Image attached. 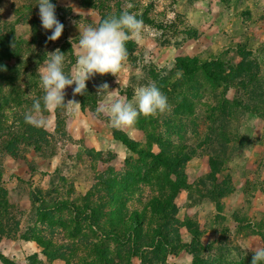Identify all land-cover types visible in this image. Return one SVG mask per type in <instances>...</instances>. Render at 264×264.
<instances>
[{
	"label": "rangeland",
	"instance_id": "obj_1",
	"mask_svg": "<svg viewBox=\"0 0 264 264\" xmlns=\"http://www.w3.org/2000/svg\"><path fill=\"white\" fill-rule=\"evenodd\" d=\"M50 2L55 5L56 18L64 25L56 41L47 39L52 30L42 28L38 0H0V44H9L0 48L17 50L10 54L11 63L15 57L26 60L36 52L44 55L36 75H40L47 53L57 48L65 53V72L71 75L80 31L89 25L97 26L108 16H119L128 3L133 5L129 11L144 22L145 38L142 43L134 39L127 42L128 61L117 76L95 74L86 81V93L93 103L86 95L73 96V84L65 89V103L75 100L79 107L58 108L57 124L55 116L45 113L50 125L32 126V137L26 127L16 122L13 111L21 110V102L0 110V252L11 259V264H104L101 251L115 264L121 263L128 248L111 238L112 233L120 234L135 209L141 212L158 189H166L167 178L174 181L175 176L155 167L157 162L152 156L127 150L118 140L120 136L172 162L182 160L183 185L189 183L193 188L189 201L188 193L181 189L171 204L174 219L169 238L173 246L166 254L168 263L192 264L198 241L208 246L201 256L212 257V262L218 250L223 249L224 264H242L247 252L264 248L263 240L248 226L264 221V116L244 109H237L229 118L223 115L226 121L219 131L225 133L226 145L223 154L213 156L216 169L210 166L205 151L212 147L209 137L218 133V123L208 118L213 105L226 97L231 103L225 105L230 109L237 101H252L249 94H264V0ZM193 57L207 65L211 60L222 61L223 65L217 64L212 70L215 74L220 73L221 66L229 73L233 63L247 62L249 73L256 77L252 76L249 89L230 88L223 94L219 87L212 89L203 74L195 79L177 76L176 61ZM151 65L175 85L165 95L171 112L154 117V124L136 122L131 127H113L109 114H98L97 110L119 98L134 101L137 88L155 82ZM28 75L29 71H22L16 76L20 90ZM233 75H241L235 79L239 83L246 74ZM105 83L109 92L114 90L113 95L107 91L97 93ZM252 102L264 107V98ZM215 113L221 117L220 110ZM10 140L14 141L11 145ZM216 158L218 163H214ZM199 176H206L202 178L206 185L215 189L216 183H223L227 193L220 197L218 207L201 196L207 188ZM37 185L50 193L49 206L67 201L83 217L100 205L95 224L89 226L91 219L75 225L73 211L66 209L39 216L29 198L32 187ZM124 185L129 186L128 190ZM150 207L148 204V211ZM118 222L121 224L117 228L111 226ZM33 237L39 239V245ZM149 243L147 240L144 245ZM51 247L56 249V255L49 260L42 251L52 257ZM34 253L37 257H32ZM138 255L134 250L131 264H141ZM0 264L4 262L0 260Z\"/></svg>",
	"mask_w": 264,
	"mask_h": 264
},
{
	"label": "trees",
	"instance_id": "obj_2",
	"mask_svg": "<svg viewBox=\"0 0 264 264\" xmlns=\"http://www.w3.org/2000/svg\"><path fill=\"white\" fill-rule=\"evenodd\" d=\"M3 41L5 37L1 38ZM8 45L6 42H2L0 45ZM6 50L7 46L1 47ZM0 48V110L2 108L8 107L11 108V105H16V103L21 102L20 104H23L21 106L20 111H13L14 115L17 116L16 122L18 124L22 125L23 127H26V130L29 132V136L32 137L33 133L32 131L34 128H32V125H29L24 120V114L31 110L33 99L34 98H40L43 96V90L41 88V82H40V75H36L37 68L40 66L41 61H43L44 55H40L39 52H36L34 56L22 60L19 57H15V60L13 63L10 62L11 57L10 54L13 55L17 53V50L13 47H11L10 51H2ZM40 56L39 58H36V56ZM34 57V58H33ZM178 67L176 68L177 71L182 72L181 78L185 79H195L198 75H204L205 80L209 82V85L213 89L214 87H219L222 89V93L226 94V92L230 88H234L236 90L242 89L247 90L250 88L251 81L253 80V77H256L254 74H250V65L247 62L240 61L238 63H233L232 68L229 73L226 72V69H222V66L220 68V73L215 74L212 70H214V67H217V64L223 65L222 61H216L211 60L209 64L201 63L196 57L190 58V59H178L176 61ZM151 68L153 69L151 71L153 78L156 82L157 87L160 89V91L164 95H169L171 93L170 89L171 87H175L173 83L170 82V80H167L164 76L160 75L161 72L159 69H157L156 66L151 65ZM22 71H29V75L27 80L24 82L25 87L21 88L20 90V81L16 78V76L22 72ZM233 74H246L244 75V78L238 83L235 79H239L240 76H235ZM15 76V77H14ZM253 76V77H252ZM6 88V91L4 89ZM3 92V93H1ZM21 92V93H20ZM20 93V94H19ZM28 93V94H27ZM86 97L90 102H92V97L87 95L85 93ZM250 99L252 101L258 100L261 101L264 98V94L262 93H252L249 94ZM188 98V97H187ZM250 101L249 103H242V101H237L236 103H232L231 108L229 109L225 103H231L227 100L226 97H223L220 101V104L213 105L211 107L212 111L209 113L208 118L210 121L214 123H218L216 126V130H218L217 134L215 136L211 135L209 137L210 142L208 143L209 146H212L209 150H205L208 152L209 157V163L212 169H216V165H212L213 163V156L217 154H223L224 148H225V133L223 131H219L223 128L224 123L226 121V118L223 115H227V117L233 116V112L237 111V109L242 110L244 109L248 113H255L258 116H264V107L259 108L257 107L256 103H253ZM93 103V102H92ZM188 106V104L186 103ZM232 109V111H231ZM215 110H220L221 117L219 118ZM228 110V112L226 111ZM47 113V111H45ZM44 113V114H45ZM56 124H57V118H58V111L56 110ZM152 123L154 124L156 122L154 117H147L145 118L143 115H141L137 123H140L141 125L143 123ZM2 125V124H0ZM0 130H3L0 126ZM213 133V132H212ZM1 138V137H0ZM118 140L121 141V143L126 147L127 150L131 151L132 153L148 157L152 156L153 160L157 163H154V166H158L163 168L164 170L170 171V174L175 176L174 181L169 180L167 178L166 181V189L162 190L163 188L158 189V193L156 196L149 199L148 202L143 204L142 211L139 212L137 209L132 213V217L127 220L126 223L123 225L122 232L119 234L117 232H113L111 238H113L115 241L120 242V244H124L127 246V254L124 257H121V263L118 262V264H131L132 254L135 251H138V258L141 261V264H171L167 261V251L169 248H171L173 243H171L169 238V230L170 225H172V219L174 217L171 215V204L174 201L175 197L177 196L178 192L181 189H185L188 193L187 200L189 201V193L193 191V188L186 185H183L184 180V165H182V160L177 161H171L170 158L167 156L160 154V153H154L151 149H147L146 147L140 145L133 139H128L126 136H120L118 137ZM14 141L10 140L8 142L9 145L13 144ZM220 160L218 158L215 159L214 163H218ZM155 166V167H156ZM199 181L205 185L207 188L206 192L201 193V196L203 198L209 199L213 203H215L216 207L219 206L220 203V197H224V195L227 193L224 191L223 183L220 185V183H216L215 186H208L206 179L199 178ZM128 185H124L125 190H128ZM208 187H212L208 188ZM123 188V189H124ZM50 196V193L48 190L42 189L40 186H34L32 187L30 191V201L33 205H36V211L39 216H48L51 215L54 212L61 211L63 209L71 210L74 213L73 221L75 225L80 226L83 224V222L88 221L92 219V223H89V226H92L95 224V220L97 219V215H100L99 210L101 206L99 205L98 208H91L92 210L90 213L83 214L84 217L79 213V210L74 205H70V203H67V201H57L53 203L51 206L47 204L48 197ZM152 205V208L150 207V210L148 211L147 205ZM98 210V212H96ZM151 212L150 214H148ZM151 215L154 217L151 219ZM122 218V216L120 217ZM119 217H116V220L118 221L120 219ZM247 223V222H246ZM120 222L118 224H112L111 226L113 228H117L120 226ZM241 225V223H240ZM253 229L254 234L258 235L264 243V221H260L258 223H253L252 225H248ZM241 227V226H240ZM124 233V236H123ZM139 233V234H137ZM106 237V236H105ZM32 237H28L30 239ZM109 238V237H108ZM33 240L39 245L40 241L37 237H33ZM149 240V246L144 245V242ZM198 248L196 250V254L193 257L192 264H224L225 261V252L222 251L223 249L218 250L217 252V258L213 260L212 257H205L204 255L201 256V251H207L208 246L203 245L201 242H196ZM43 249V246H41ZM138 249V250H136ZM238 247L235 246L234 250H237ZM44 255L48 257L49 260L54 259V255H56V249L54 247L50 248V256L45 251H42ZM103 253L104 258V264H115V261L111 259L104 251H101ZM254 252H247L245 255H243L242 258V264H251L252 256ZM242 255V254H241ZM36 256V254H32V257ZM153 256V260H152ZM0 260L4 262V264H11V259L6 257L4 254L0 252ZM152 260V263H151Z\"/></svg>",
	"mask_w": 264,
	"mask_h": 264
},
{
	"label": "clouds",
	"instance_id": "obj_3",
	"mask_svg": "<svg viewBox=\"0 0 264 264\" xmlns=\"http://www.w3.org/2000/svg\"><path fill=\"white\" fill-rule=\"evenodd\" d=\"M37 4L42 28L52 30V34L47 39L58 40L64 25L56 18L55 5L50 0H38ZM132 7L133 5L128 3L119 16H108L97 26L89 25L80 31L78 52L71 75L65 72V53H62L59 48L47 53V59L39 69L43 96L34 98L31 110L24 114L27 124L37 128L48 127L50 121L45 117V111L54 112L67 105L76 107L80 105L75 100L65 103L67 87L75 84L73 96L85 95L86 81L95 74L111 73L117 76L122 71L129 57L127 42L134 39L137 43H142L145 38L144 22L129 11ZM181 75L182 72H177V76ZM108 87V84H102L97 89V93L107 91L110 96L113 95L114 90L109 92ZM170 112L171 105L167 97L154 81L137 88L134 101L119 98L115 99L110 106L97 110L98 114H109L111 124L115 128L131 127L136 124L141 115L147 118ZM251 264H264V248L254 252Z\"/></svg>",
	"mask_w": 264,
	"mask_h": 264
},
{
	"label": "crops",
	"instance_id": "obj_4",
	"mask_svg": "<svg viewBox=\"0 0 264 264\" xmlns=\"http://www.w3.org/2000/svg\"><path fill=\"white\" fill-rule=\"evenodd\" d=\"M67 88H70V87H67ZM57 110V109H56ZM56 110L54 111V112H50L53 116H55V122H56ZM114 139V138H113ZM112 141V140H111ZM116 154H118V152H116ZM200 178H204V177H206V176H199Z\"/></svg>",
	"mask_w": 264,
	"mask_h": 264
}]
</instances>
